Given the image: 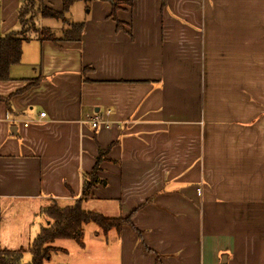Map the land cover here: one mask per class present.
<instances>
[{
    "label": "crops",
    "instance_id": "crops-1",
    "mask_svg": "<svg viewBox=\"0 0 264 264\" xmlns=\"http://www.w3.org/2000/svg\"><path fill=\"white\" fill-rule=\"evenodd\" d=\"M23 1L0 0L1 37ZM121 1V28L92 0L67 20L80 42H24L0 81V211L73 206L114 144L81 207L135 211L141 237L98 229V264H264V0ZM48 20L35 22L59 37Z\"/></svg>",
    "mask_w": 264,
    "mask_h": 264
},
{
    "label": "trees",
    "instance_id": "trees-1",
    "mask_svg": "<svg viewBox=\"0 0 264 264\" xmlns=\"http://www.w3.org/2000/svg\"><path fill=\"white\" fill-rule=\"evenodd\" d=\"M92 0H61V9L54 11L44 6V0H25L21 2L17 10L18 29L4 36H0V81L9 80L8 73L11 66L19 63L21 56V47L24 42L36 39L40 42H51L53 44L63 42H80L84 25L82 23H69L65 15L68 14L75 2H81L88 5ZM106 1L107 0H101ZM165 0H162L164 4ZM111 12L108 18L113 21L117 28H121V23L117 19V12L127 1L112 0ZM130 7V4H127ZM42 19H53L60 21L63 28L59 37L55 36L48 28H39L36 26V16ZM37 80H32L25 88L35 86ZM7 107L8 100L5 99ZM116 143V142H115ZM114 145V144H113ZM113 145L106 149H98L95 164L90 173L83 179L81 195L73 206L61 208L53 203L40 211V216L44 218V225L39 227L38 233L31 241L27 251L24 249L8 250L0 249V264H22L24 254L30 255V261L27 264H43L49 260L50 253L58 249L51 246L56 240L73 241L78 247L82 248L83 230L88 224L94 225L102 233L110 230L119 232L121 227L128 226L137 237H141L140 232L132 226L131 219L135 211L125 218H108L99 213L84 211L81 207L82 202L89 200L92 196V190L103 183L99 179L100 165L107 161V154ZM48 222V223H47Z\"/></svg>",
    "mask_w": 264,
    "mask_h": 264
},
{
    "label": "rangeland",
    "instance_id": "rangeland-1",
    "mask_svg": "<svg viewBox=\"0 0 264 264\" xmlns=\"http://www.w3.org/2000/svg\"><path fill=\"white\" fill-rule=\"evenodd\" d=\"M76 7H78V11L76 10ZM86 10L87 9L83 3L76 6L72 5L71 11L68 12L69 14L65 15V18L68 21H73V16L75 14L76 16L82 17L86 14ZM38 17L39 16L37 15L36 18ZM48 21H50L54 27L63 26L60 21L53 19ZM25 49L27 51L28 48L25 46ZM107 114L108 113H106V115ZM88 203V205L83 204V207L85 208L84 211L87 210L88 212L97 213V203ZM33 209L34 206L32 204L10 205L1 209L0 248H6L8 250L24 249L27 251L31 241L38 233L39 227L44 225L43 217H30L29 213H31ZM94 232H99V230L94 225L88 224L84 227L83 243L86 247L85 251L79 249V247L73 241L56 240L51 244V246L57 248L58 250L51 252L49 260L44 261L43 264H74L75 262V264H98L97 262H99V259L96 255H91L93 254L91 250L96 248L98 241L103 238L102 235H100L96 240ZM107 252V250L101 251L102 254H106ZM29 261L30 255L26 252L23 256L22 264H27ZM101 264H103V261H101Z\"/></svg>",
    "mask_w": 264,
    "mask_h": 264
},
{
    "label": "built area",
    "instance_id": "built-area-1",
    "mask_svg": "<svg viewBox=\"0 0 264 264\" xmlns=\"http://www.w3.org/2000/svg\"><path fill=\"white\" fill-rule=\"evenodd\" d=\"M44 116H45L44 113H40L39 114V119L37 121H40ZM89 123L91 124V127L94 128L97 125L106 124L107 122L102 121L99 117L95 116L89 121Z\"/></svg>",
    "mask_w": 264,
    "mask_h": 264
},
{
    "label": "water",
    "instance_id": "water-1",
    "mask_svg": "<svg viewBox=\"0 0 264 264\" xmlns=\"http://www.w3.org/2000/svg\"><path fill=\"white\" fill-rule=\"evenodd\" d=\"M107 1L111 2L112 0H107Z\"/></svg>",
    "mask_w": 264,
    "mask_h": 264
}]
</instances>
